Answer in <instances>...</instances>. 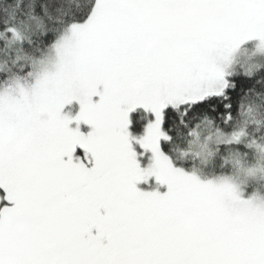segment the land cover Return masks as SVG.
Returning <instances> with one entry per match:
<instances>
[{"label":"snow or ice","instance_id":"snow-or-ice-1","mask_svg":"<svg viewBox=\"0 0 264 264\" xmlns=\"http://www.w3.org/2000/svg\"><path fill=\"white\" fill-rule=\"evenodd\" d=\"M16 3L0 11V264H264V199L178 151L264 123V67H232L248 41L264 53V0ZM153 178L166 191L139 187Z\"/></svg>","mask_w":264,"mask_h":264},{"label":"trees","instance_id":"trees-1","mask_svg":"<svg viewBox=\"0 0 264 264\" xmlns=\"http://www.w3.org/2000/svg\"><path fill=\"white\" fill-rule=\"evenodd\" d=\"M16 6V0H0V11L5 16ZM146 120L147 117L144 122ZM239 130L243 133L239 141L231 145L219 144L214 146L212 160L206 166L202 167L193 153L188 156V160L195 171L203 174V176L212 178L226 174L236 176L241 173L240 171L243 168L259 166L262 171L261 176L258 179H251L254 184L249 189H256L264 195V153L258 151L255 147H248L253 140L264 146V123H256L245 116L231 122L228 128H225L223 125L219 128V132L224 134ZM200 131L201 135L208 133L216 134L217 132V130L211 128H204ZM180 150L190 151L188 146L183 142L178 146V151Z\"/></svg>","mask_w":264,"mask_h":264},{"label":"rangeland","instance_id":"rangeland-1","mask_svg":"<svg viewBox=\"0 0 264 264\" xmlns=\"http://www.w3.org/2000/svg\"><path fill=\"white\" fill-rule=\"evenodd\" d=\"M257 45H258L257 41H248L244 43L240 47L239 51L235 53L234 55L235 63L232 65V67L243 68L247 64H255L257 66V69L262 67L264 65V53L257 52ZM78 110H79L78 105H74L71 107V111L73 112V114H75V112H77ZM144 123L146 125L147 120ZM237 132H242V131L239 130ZM216 134L208 133L206 135H201V142L202 143L207 142L208 145L206 151L202 150L199 146H193L190 148L191 154L193 153L195 155L196 159L198 160V162L201 164L202 167L209 164L214 154L213 152L214 146L219 145L216 143V138H217ZM230 134L231 133L225 135H230ZM209 137H211V139H209ZM134 147L137 146L134 145ZM240 172L241 173L236 176L226 174L221 176H215L214 178L205 175L203 176V174L200 173L199 174L202 177L210 178V179H219L221 177L227 178L239 189L242 196H246V197L256 196L258 198L264 199V195H262L256 189H249V187H251L254 184L253 181H251V179H258V177L261 176L262 171L259 168V166L258 167L248 166L245 169L244 168L241 169ZM151 183H152L151 189H149L148 185L145 184H140L139 187L144 190H155L157 187H159V190L161 192L166 191V186L157 185L154 178Z\"/></svg>","mask_w":264,"mask_h":264}]
</instances>
